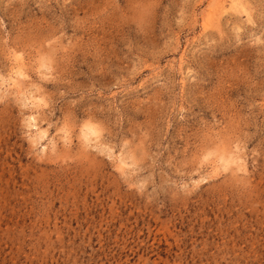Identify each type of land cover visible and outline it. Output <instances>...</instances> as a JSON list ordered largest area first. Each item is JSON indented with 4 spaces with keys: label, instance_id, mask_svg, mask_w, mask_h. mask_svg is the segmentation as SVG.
Instances as JSON below:
<instances>
[{
    "label": "rangeland",
    "instance_id": "rangeland-1",
    "mask_svg": "<svg viewBox=\"0 0 264 264\" xmlns=\"http://www.w3.org/2000/svg\"><path fill=\"white\" fill-rule=\"evenodd\" d=\"M0 264H264V0H0Z\"/></svg>",
    "mask_w": 264,
    "mask_h": 264
}]
</instances>
